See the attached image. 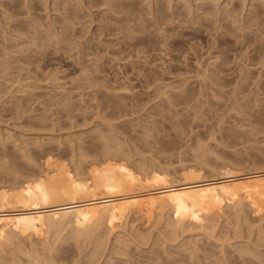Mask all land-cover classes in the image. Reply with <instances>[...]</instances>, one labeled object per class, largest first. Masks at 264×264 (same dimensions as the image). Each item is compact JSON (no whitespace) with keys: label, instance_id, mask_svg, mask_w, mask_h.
<instances>
[{"label":"rangeland","instance_id":"1","mask_svg":"<svg viewBox=\"0 0 264 264\" xmlns=\"http://www.w3.org/2000/svg\"><path fill=\"white\" fill-rule=\"evenodd\" d=\"M49 156L85 176L108 164H152L172 182L264 174V0H0V188ZM140 193L91 200L103 207L84 233L0 221V264H264V189L191 217L145 209Z\"/></svg>","mask_w":264,"mask_h":264},{"label":"bare ground","instance_id":"2","mask_svg":"<svg viewBox=\"0 0 264 264\" xmlns=\"http://www.w3.org/2000/svg\"><path fill=\"white\" fill-rule=\"evenodd\" d=\"M133 46H135L134 42H133ZM194 53H195L194 57L197 60L196 63L197 65H200L201 62L199 59L201 55L199 52H194ZM163 66H166L167 68L170 67L171 69L179 67L177 63L175 64L169 63ZM140 67L142 68V66ZM218 67L219 70H223L220 61L218 63ZM167 68L164 67V70H166ZM179 68L181 69V67ZM145 69L147 68L145 67ZM193 69L196 68H192L191 70L188 69L186 70L188 72L185 73H189V72L191 73V71H194ZM152 70L154 71V69L151 68V72ZM219 70L217 73L218 78L223 77L224 80L231 79V76L228 77V76L220 75ZM159 71L164 72L163 69ZM197 71L198 70H196V73ZM151 72L150 74H152V76L155 77L156 75H158V77L160 78L162 74H164L162 72H160L162 74H160L159 72H157L158 74ZM192 73H195V71ZM150 74L148 72L144 76L146 78H150L151 77ZM197 74H200V71H198ZM176 75L179 76L178 73ZM97 78L99 77L97 76ZM97 78L92 77V80L89 81L92 82L93 79H97ZM155 79L158 78L155 77ZM184 89L185 88H183L182 90ZM189 89L190 88L188 87L187 90ZM127 91H129V89ZM219 91L220 90L218 89V92ZM105 146L106 147L104 148L108 147V149H110L109 147H112L111 148L112 150L110 151L106 149V151L110 154L113 153V150H115L112 145L111 146L105 145ZM103 151H105V149ZM107 152H104L103 154L106 155L105 158H107L108 160ZM116 153L113 154L116 156L117 155ZM113 154H111L113 156L112 158H115ZM110 158L111 157H109V159ZM112 158L111 161L114 160V159L112 160ZM83 159H85V157H83ZM44 160H47L48 162L47 164H49V166L46 165V167L48 166V169L47 168L45 170L42 169V171L40 173L38 172L39 174L37 175H34L36 173L34 172L32 176L30 175V177H28L25 180L21 178L24 180V182L22 181L23 183H21L20 186L13 193H11V191L10 192L8 191L10 189L12 190V188L10 187L5 188L4 186L5 189L0 188L1 189L0 191V221L1 222L7 223L10 222L11 220L21 219L23 220V222L27 224H32L34 222H42L46 220L50 225H54L57 222H63V221L65 222L67 220H72V222H74L75 224V231L77 233H84L89 228L91 221L95 218H99L101 214V213L98 214L97 209L103 207V205L100 204V200L91 201L95 199H101L104 197L117 195L119 204L124 206L126 204L131 203V200L127 196V194L147 191V194L140 193L134 197V201L138 202L141 207L148 209L150 207V204L154 200H157L160 205L163 206L169 205L171 206V208L178 211L182 216L191 217L197 213L203 212L206 208H208L211 204H213L217 200L218 202L234 201L240 195L243 189L246 188H253L257 190L264 189V174L261 175L259 174L260 176L259 175L256 176L257 178L255 177L254 178L255 180L254 179L252 180V177L250 178V176L239 177L232 175L231 176L226 175V177L224 178H207L200 176L199 173L197 174L196 172L194 173L195 170L188 169V171L184 170L183 172L185 173L186 177L188 175L190 176H188L187 178L185 177V179L181 182H172L164 172L163 168L155 165L151 166L152 164H150V167L149 166L145 167V168L149 167L148 169H146V171H141L142 167H138L141 171L140 173L137 172L139 170L137 168L135 169L137 170L135 172L133 168L132 169L134 171L132 169H127L126 167L123 168L122 165L121 167L120 166L119 167L123 168L122 169L123 171L118 167V165H114V164H108L102 166L101 168H95V169L92 168V170L90 165V168L87 167L89 169V170L87 169V171H90V173L88 176L87 175L85 176L82 174L83 172L82 173L80 172L79 174H75L73 171H71L69 169L70 166L69 168L66 167L65 160H64L65 162L63 161L65 164L63 163L60 164L61 162L58 161L59 162V163L57 162L58 165L57 163L56 164L54 163L52 164V166L50 164L52 161L50 160L55 161L58 159L52 157L50 158L49 156L46 157ZM103 161L105 160L103 159ZM109 161H106V163ZM82 163H84V161ZM116 163L117 162H115V164ZM101 164H105V163H101ZM118 164L120 163L118 162ZM61 165L62 166L65 165V166L62 167ZM79 169L77 170L78 172ZM8 172H11V170L10 171L7 170V173ZM25 174H23L24 178L26 176ZM16 175L18 174H15V176ZM150 182L151 183L154 182V183L149 184ZM7 210H20V212L14 215V217H12L7 212Z\"/></svg>","mask_w":264,"mask_h":264}]
</instances>
